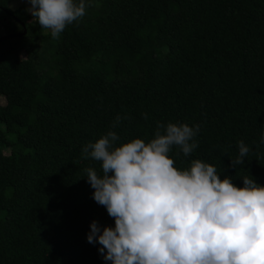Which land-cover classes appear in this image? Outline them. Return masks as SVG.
Wrapping results in <instances>:
<instances>
[{"label": "trees", "instance_id": "16d2710c", "mask_svg": "<svg viewBox=\"0 0 264 264\" xmlns=\"http://www.w3.org/2000/svg\"><path fill=\"white\" fill-rule=\"evenodd\" d=\"M8 1L3 33L26 32L0 41V264H112L87 240L115 220L85 176L100 162L82 155L109 130L119 146L199 124L191 156L169 153L178 168L201 159L264 185V0H85L55 39Z\"/></svg>", "mask_w": 264, "mask_h": 264}, {"label": "clouds", "instance_id": "9594fccd", "mask_svg": "<svg viewBox=\"0 0 264 264\" xmlns=\"http://www.w3.org/2000/svg\"><path fill=\"white\" fill-rule=\"evenodd\" d=\"M42 29L58 38L66 26L86 14L85 0H28ZM147 119V114L144 116ZM117 116L112 127H118ZM200 125L158 122L154 138H134L116 146L109 130L82 149L101 171L85 169L93 199L106 207L115 226L92 221L89 243L112 264H264V185L242 176L221 179L213 164L201 159L180 169L169 153L189 157L198 147ZM264 142V139H262ZM231 166L245 164L250 148L242 140Z\"/></svg>", "mask_w": 264, "mask_h": 264}, {"label": "rangeland", "instance_id": "374dc122", "mask_svg": "<svg viewBox=\"0 0 264 264\" xmlns=\"http://www.w3.org/2000/svg\"><path fill=\"white\" fill-rule=\"evenodd\" d=\"M20 4H24L26 8H29L30 7V4L28 3V0H9L8 1V5L11 7V8H14ZM0 32L1 34L3 33V27L1 26L0 24ZM21 55L23 56L24 55V52L21 51ZM5 102V98L4 96H1L0 95V103H4Z\"/></svg>", "mask_w": 264, "mask_h": 264}, {"label": "water", "instance_id": "95a60500", "mask_svg": "<svg viewBox=\"0 0 264 264\" xmlns=\"http://www.w3.org/2000/svg\"><path fill=\"white\" fill-rule=\"evenodd\" d=\"M11 15V12H8ZM21 25L23 26L21 31H13V32H8V33H2L0 34V41L6 38H10V37H17V36H21L23 34H25L26 32V27H25V23L23 21L20 20Z\"/></svg>", "mask_w": 264, "mask_h": 264}]
</instances>
